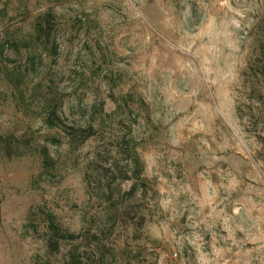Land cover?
I'll return each mask as SVG.
<instances>
[{
    "label": "rangeland",
    "instance_id": "1",
    "mask_svg": "<svg viewBox=\"0 0 264 264\" xmlns=\"http://www.w3.org/2000/svg\"><path fill=\"white\" fill-rule=\"evenodd\" d=\"M263 39L264 0H0V135L19 141L7 155L0 138V264L88 251L50 252L48 224L106 228L87 165L98 151L121 158L123 139L154 192L141 238L118 223L105 264H264ZM53 106L96 135L72 147L44 122Z\"/></svg>",
    "mask_w": 264,
    "mask_h": 264
},
{
    "label": "trees",
    "instance_id": "2",
    "mask_svg": "<svg viewBox=\"0 0 264 264\" xmlns=\"http://www.w3.org/2000/svg\"><path fill=\"white\" fill-rule=\"evenodd\" d=\"M53 20L52 13H45L36 21L34 24L36 40L43 44L50 40ZM18 43L15 42L14 45L18 47ZM23 46L28 48V43H23ZM259 48L261 65L258 74L264 77V39L259 42ZM44 122L49 127L61 126L72 147H76L96 135V129L92 125L74 127L64 124L56 113L55 106L49 110ZM0 138L2 141L4 140L3 147L6 154L12 155L14 151L12 143L19 141L13 135L4 137L0 135ZM116 146L118 147L117 155L121 158L117 159V157L109 155L110 153L98 151L93 160L88 163L86 172L87 186L95 190L96 195L108 206L106 228L99 233L75 234L61 229L54 221H50L48 224L46 241L50 252H58L64 241H77L88 248V251L82 253L71 252L69 264H105L106 256L113 250V246L109 245V240L118 223L124 229L131 227L132 239H140L143 234L146 217L142 214V210L147 209V202L142 198L147 195L148 188L152 193L154 188L143 176L141 160L129 139H123V143L117 141ZM40 148L42 165L44 168H50L52 159L46 147ZM125 181H131V185L127 190L122 191L119 184Z\"/></svg>",
    "mask_w": 264,
    "mask_h": 264
}]
</instances>
